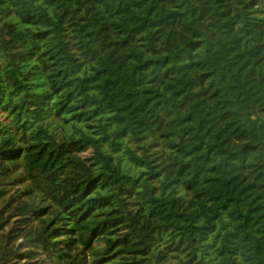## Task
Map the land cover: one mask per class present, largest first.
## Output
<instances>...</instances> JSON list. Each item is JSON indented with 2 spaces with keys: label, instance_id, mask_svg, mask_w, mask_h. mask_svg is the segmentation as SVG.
I'll return each instance as SVG.
<instances>
[{
  "label": "trees",
  "instance_id": "obj_1",
  "mask_svg": "<svg viewBox=\"0 0 264 264\" xmlns=\"http://www.w3.org/2000/svg\"><path fill=\"white\" fill-rule=\"evenodd\" d=\"M0 264H264V0H0Z\"/></svg>",
  "mask_w": 264,
  "mask_h": 264
}]
</instances>
